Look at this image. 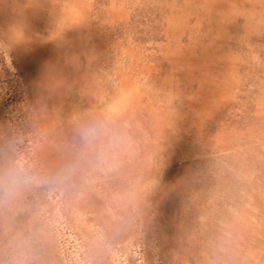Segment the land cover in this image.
<instances>
[{
    "label": "rangeland",
    "instance_id": "374dc122",
    "mask_svg": "<svg viewBox=\"0 0 264 264\" xmlns=\"http://www.w3.org/2000/svg\"><path fill=\"white\" fill-rule=\"evenodd\" d=\"M0 264H264V0H0Z\"/></svg>",
    "mask_w": 264,
    "mask_h": 264
}]
</instances>
